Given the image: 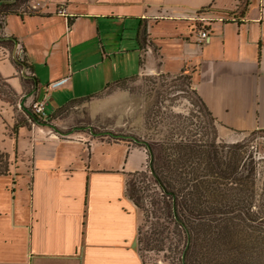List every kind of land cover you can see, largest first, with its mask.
<instances>
[{
    "label": "crops",
    "instance_id": "crops-1",
    "mask_svg": "<svg viewBox=\"0 0 264 264\" xmlns=\"http://www.w3.org/2000/svg\"><path fill=\"white\" fill-rule=\"evenodd\" d=\"M27 6H38L40 15L19 8L23 17L8 15L0 30V37L18 42V47L13 40L5 46L0 39V81L7 90L0 91V170H7L0 174V264H149L139 251L143 216L127 195L129 175L147 169V149L109 137L66 138L31 123L24 107L43 102L54 122L58 110L101 98L112 84L186 70L193 71L195 91L222 129L264 131V0H31ZM81 17L135 21L140 47L144 33L152 48L155 31L156 39H183L190 67L170 73L166 66L153 65L149 46L143 73L115 80L87 97L51 96L43 91L29 37L44 35L45 45L67 43L73 69V50L86 41L77 42L69 31ZM216 22L224 23L217 34L211 26ZM197 25L210 33L202 45ZM57 31H62L58 38ZM81 54L75 55L79 72L50 77L48 86L85 75L89 68L101 74L109 56ZM16 57L30 68L18 66Z\"/></svg>",
    "mask_w": 264,
    "mask_h": 264
},
{
    "label": "rangeland",
    "instance_id": "rangeland-1",
    "mask_svg": "<svg viewBox=\"0 0 264 264\" xmlns=\"http://www.w3.org/2000/svg\"><path fill=\"white\" fill-rule=\"evenodd\" d=\"M25 6L22 7L26 8ZM11 17L16 18L15 14ZM223 25V22L214 23L211 25L212 31L217 34V29H221ZM169 28L164 26L163 30L174 36L180 34V31ZM28 31V27L24 26L23 35H27ZM137 31L138 24L135 21L127 22L118 17L112 20L79 18L74 30L73 26L70 28L69 34L72 33L73 39H77V42L81 40L86 42L73 50V57L70 59L73 69L68 60L70 51L67 43L57 42L54 46L50 42V45H45L41 41L44 35L29 37L34 46L32 55L37 63V72L42 78L43 91L48 90L50 95L55 97L66 96L70 101L99 92L115 80L118 81L132 75L137 76L139 72L143 73L147 68V48L149 49L151 45V38L143 40L142 35V40H140L142 46L140 47L136 40ZM61 32L55 33L56 38L60 37ZM155 34L158 32L155 31ZM155 34L154 47L150 46L153 53L149 57L153 65H159L161 69L167 68L166 71L169 70L170 73H179L186 67H190L189 60H187L189 53L186 52L183 39H156ZM58 41L61 40L58 39ZM4 42H6L5 46H11L12 41ZM195 43L198 44L197 40ZM96 52L99 58L109 56L101 67V74L95 75L93 73L96 70L89 68L86 69L85 75L79 74L74 79H63L56 85L48 86L47 80L50 77L54 80L61 77L65 71L69 75L74 71L79 72L76 54L83 53L81 55L89 58L93 57ZM46 59H49V67L45 66ZM91 63L90 58L84 64L90 66ZM192 74L193 71L171 77H167L166 74L162 76L141 74L132 77L123 83L113 85L101 98H94L85 103L79 101L58 110L53 115L54 122L50 118L44 120L43 122L48 124L42 127H49L53 133L66 135V138L74 135L109 137L115 140L130 141L134 145L142 141L154 144L155 140L165 139V136L172 138L175 135V138L179 139L180 137L175 133L183 134L185 139H189L196 131L208 130V137L215 139L218 147L225 143L238 144L242 147V151L254 157L257 168L256 180L259 184L258 193L264 195V133L259 131L232 133L222 129L217 122L214 123L195 95ZM0 88L1 92H7L1 81ZM115 93L118 95L116 96ZM121 93L123 95H119ZM48 112L51 113L52 108L48 107ZM144 257L149 264L173 262L160 252L144 253Z\"/></svg>",
    "mask_w": 264,
    "mask_h": 264
},
{
    "label": "trees",
    "instance_id": "trees-1",
    "mask_svg": "<svg viewBox=\"0 0 264 264\" xmlns=\"http://www.w3.org/2000/svg\"><path fill=\"white\" fill-rule=\"evenodd\" d=\"M30 1L0 0V20L12 14L23 17L18 9ZM197 30L207 29L197 25ZM24 111L31 123L48 124L31 109ZM175 134L180 138L139 142L149 153V167L129 175L127 195L143 216L138 237L143 259L144 253L160 252L170 264H264V195L258 193L254 157L238 144L218 147L208 130L189 139Z\"/></svg>",
    "mask_w": 264,
    "mask_h": 264
},
{
    "label": "built area",
    "instance_id": "built-area-1",
    "mask_svg": "<svg viewBox=\"0 0 264 264\" xmlns=\"http://www.w3.org/2000/svg\"><path fill=\"white\" fill-rule=\"evenodd\" d=\"M38 7V6H37ZM36 6H34L33 8H36ZM6 18H3L0 20V22L3 24ZM210 39V33L208 30H202L199 31V43L203 44L206 41H208ZM31 111L33 112L34 115H36L40 120L44 121V120H48L49 119V115L46 112V107H45V103L43 102H37V103H33L30 106Z\"/></svg>",
    "mask_w": 264,
    "mask_h": 264
},
{
    "label": "flooded vegetation",
    "instance_id": "flooded-vegetation-1",
    "mask_svg": "<svg viewBox=\"0 0 264 264\" xmlns=\"http://www.w3.org/2000/svg\"><path fill=\"white\" fill-rule=\"evenodd\" d=\"M24 5H26V6H25V7H26V8H25L26 11H36V8L29 7V6H27V4H24ZM22 6H23V5H22ZM22 6H21V7H22ZM22 8H23V7H22ZM1 25H2V23L0 22V30H1ZM2 38H3V37H0L1 40L4 39V38H3V39H2ZM3 41H7V40H3ZM9 41H10V40H9ZM16 61H17V60H16ZM29 109H30V108H29ZM147 152H148V151H147ZM148 155H149V153H148ZM148 160H149V156H148ZM149 161H150V160H149ZM148 167H149V162H148L147 169H148Z\"/></svg>",
    "mask_w": 264,
    "mask_h": 264
},
{
    "label": "water",
    "instance_id": "water-1",
    "mask_svg": "<svg viewBox=\"0 0 264 264\" xmlns=\"http://www.w3.org/2000/svg\"><path fill=\"white\" fill-rule=\"evenodd\" d=\"M3 39V38H2ZM3 40H14L15 42H16V44H17V47H18V42L15 40V39H13V38H4ZM16 60H18V58L16 57ZM42 126V125H41Z\"/></svg>",
    "mask_w": 264,
    "mask_h": 264
}]
</instances>
